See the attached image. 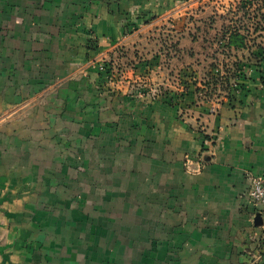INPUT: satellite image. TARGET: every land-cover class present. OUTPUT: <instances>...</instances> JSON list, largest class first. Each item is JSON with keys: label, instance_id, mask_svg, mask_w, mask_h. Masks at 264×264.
<instances>
[{"label": "crops", "instance_id": "0c3cea01", "mask_svg": "<svg viewBox=\"0 0 264 264\" xmlns=\"http://www.w3.org/2000/svg\"><path fill=\"white\" fill-rule=\"evenodd\" d=\"M162 1L0 0V264H264L260 74L207 99L181 72L166 101L99 81Z\"/></svg>", "mask_w": 264, "mask_h": 264}, {"label": "rangeland", "instance_id": "374dc122", "mask_svg": "<svg viewBox=\"0 0 264 264\" xmlns=\"http://www.w3.org/2000/svg\"><path fill=\"white\" fill-rule=\"evenodd\" d=\"M162 2L164 5L154 11L155 16L144 19L149 22H143L141 30H133L132 38L100 63L97 71L101 84L108 83L117 89L130 73L131 86L146 90L148 97L164 98L171 85L177 88L181 72H190L191 82H199L205 88V98L220 97L221 93L225 96L229 85L237 82L228 72L235 70V56L238 61L246 63L249 59L255 63L253 54L261 51L258 46L264 48V0ZM233 24L244 29L242 32L255 53L250 55V48L240 52L223 48L220 42L226 28ZM141 72L148 74L141 77Z\"/></svg>", "mask_w": 264, "mask_h": 264}, {"label": "trees", "instance_id": "16d2710c", "mask_svg": "<svg viewBox=\"0 0 264 264\" xmlns=\"http://www.w3.org/2000/svg\"><path fill=\"white\" fill-rule=\"evenodd\" d=\"M149 16H155V12L154 11H149L145 14H143L141 17H139L140 19V24H142L144 22V19L149 17ZM154 19V18H152ZM149 20L145 21L144 23H148ZM139 23H135L132 25V27H129L130 25L127 26L126 28V32L131 33L133 30H138ZM242 27L240 26H236L235 24H233L232 26H228L226 28V33L223 36L222 40H221V44L223 45V48L230 50V51H236V52H240V51H246L249 50L250 46H249V42H248V36L246 34H244V32H242ZM244 30V29H243ZM92 48L96 51L98 49L97 44L92 45ZM259 49H261L260 52H252L251 48H250V55H252V59L255 60V63H251V61L248 59L247 62L250 63H245V62H241L238 61L237 56H235L236 62H234L233 67H234V72L232 70H228L229 73H231L230 75L232 76L233 79L237 80V82L235 84H230L229 86V90L231 86L232 87H239L241 84V80L242 79H246V71L247 70H251V71H256L257 73L260 74V77L262 79H264V48H261L258 46ZM263 50V51H262ZM228 82L227 83L228 85ZM234 85V86H233ZM231 92V91H230ZM230 92L228 93L229 97H230ZM166 101V98L164 96L163 98Z\"/></svg>", "mask_w": 264, "mask_h": 264}, {"label": "built area", "instance_id": "2783aa9c", "mask_svg": "<svg viewBox=\"0 0 264 264\" xmlns=\"http://www.w3.org/2000/svg\"><path fill=\"white\" fill-rule=\"evenodd\" d=\"M249 197L252 202L264 208V173L249 176Z\"/></svg>", "mask_w": 264, "mask_h": 264}]
</instances>
